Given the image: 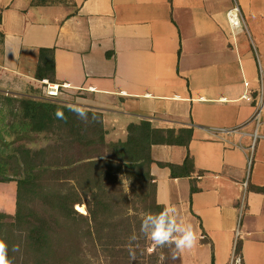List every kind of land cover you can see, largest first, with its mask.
Here are the masks:
<instances>
[{
  "label": "crops",
  "instance_id": "1",
  "mask_svg": "<svg viewBox=\"0 0 264 264\" xmlns=\"http://www.w3.org/2000/svg\"><path fill=\"white\" fill-rule=\"evenodd\" d=\"M31 1L0 0V93L39 97V49L53 48L52 82L70 85L59 101L100 111L107 141L125 139L127 126L141 120L191 128L188 146L151 147L156 202L175 206L198 237L178 253L180 264H228L236 233L243 264H264V100L255 116L264 37L253 22L261 73L242 29L233 45L224 34L230 0ZM187 154L189 177L157 163L181 165ZM0 184L15 192L14 182ZM6 204L0 199V212L13 214Z\"/></svg>",
  "mask_w": 264,
  "mask_h": 264
},
{
  "label": "trees",
  "instance_id": "2",
  "mask_svg": "<svg viewBox=\"0 0 264 264\" xmlns=\"http://www.w3.org/2000/svg\"><path fill=\"white\" fill-rule=\"evenodd\" d=\"M68 1L31 2L51 5ZM2 39L0 32V43ZM53 52V48L39 49L37 79L53 81ZM73 108L83 107L0 93V183L14 182L16 186L15 213L0 212V239L8 245L11 264H17L19 254L25 258L23 264H58L59 258L68 259V253L77 258L72 264H91L79 257L81 244L90 248L96 262L100 250L106 264H143L136 249L145 240L140 233L142 218L126 211L129 196L121 188L123 179L136 186L137 201L131 202L135 211H162L150 173L154 162L151 147L188 146L192 129L157 128L141 120L127 126L125 139L107 141L100 111L83 108L88 113L84 122ZM57 112L66 119L57 118ZM30 137L42 138L45 144L29 147ZM157 163L167 166L172 177H189L195 171L189 154L181 165ZM193 182L191 179V192L197 191ZM31 201L40 207L28 206ZM79 204H85L86 214L74 208ZM133 234L137 239L130 242ZM130 247L135 259L129 255ZM177 261L180 264L179 254Z\"/></svg>",
  "mask_w": 264,
  "mask_h": 264
},
{
  "label": "rangeland",
  "instance_id": "3",
  "mask_svg": "<svg viewBox=\"0 0 264 264\" xmlns=\"http://www.w3.org/2000/svg\"><path fill=\"white\" fill-rule=\"evenodd\" d=\"M227 1L229 0H225V3L227 4ZM230 7L234 4L237 3L238 6L240 7L241 15H242V34L240 37L245 38L246 40L249 41L250 43V47L252 48V51L254 52L255 55V59H256V63H257V69L259 71V73H261V64H260V57H259V52L261 53V47L259 44V41H257L256 39V33L254 31V27L258 29V33L260 34L259 36H263L264 37V0H252V3L250 4L251 7V13H246L244 10V7L248 4L247 0H230ZM250 3V0H249ZM229 7V8H230ZM227 19V17H226ZM253 22L254 27L251 25V23ZM240 30V29H239ZM238 33V32H237ZM226 38L228 37L233 45V38H235V35H237L235 32H232L230 29L228 30L227 33V27L226 30L224 32ZM239 36V35H238ZM260 83H261V79H260ZM260 92L261 90H259V97H258V108L256 110L259 109V106L261 105L262 101H260ZM42 94H40L39 97L36 96H31V95H17V96H23V97H30V98H35V99H40ZM264 95V93H263ZM257 117V116H256ZM255 117V118H256ZM29 141L28 145H32L33 148H37L39 146H42L45 144V140H43L42 138H34L32 139L30 137V140L27 139ZM250 154V151H249ZM252 157V155L250 156ZM249 157V160H250ZM246 184L242 185V192L239 196V217H238V227H239V223L241 221V217L242 214L245 211V198H246ZM47 185L51 188H54V186H52V183H47ZM57 188V187H55ZM121 188L123 189V191L129 196V206L127 208V213L130 215H137L139 218H142V216L145 214L144 212L141 211H135L134 208H132L131 206V202L132 201H137V197L135 196V193H137L136 191V186L132 185V183L127 180V179H123ZM0 199H4L6 201V205H7V210L11 211V213H15L16 210V206H15V192H14V188L11 185H4V184H0ZM40 204L37 203V201H31L28 206H34L39 208ZM80 206H74V208L82 213V214H86V206L85 204H79ZM139 204L136 203V206H138ZM80 208L84 209V211H82ZM237 227V228H238ZM144 240V239H143ZM68 248H71L72 245L70 243H67ZM81 251H80V256L82 259H88L89 263L91 264H106L107 262L105 261V258L103 256V252H101L99 250L98 254H99V258L98 261L96 262V259L93 258L91 255V250L89 247H87L86 244H81ZM136 249H138L140 251V255L142 256L140 259V261H143V264H178L177 258L172 259L171 258V252L170 249L168 247L165 248H156L154 251L152 250V241L149 238L145 237L144 242H142L140 245H138L136 247ZM161 256L164 257L163 260H161ZM156 257V258H155ZM25 258L23 257V254H19L16 256L15 260L17 262V264H23V260ZM72 259L77 260V258H74V256H71L70 253H68V259L66 258H59V261L56 262L58 264H72ZM155 259V260H154ZM154 260V261H153ZM82 264H86V262L84 261Z\"/></svg>",
  "mask_w": 264,
  "mask_h": 264
},
{
  "label": "clouds",
  "instance_id": "4",
  "mask_svg": "<svg viewBox=\"0 0 264 264\" xmlns=\"http://www.w3.org/2000/svg\"><path fill=\"white\" fill-rule=\"evenodd\" d=\"M71 111L81 121H88V113L83 108H73ZM57 118L66 119L63 113L57 112ZM29 147H33L29 145ZM183 220L175 206H166L159 213H145L141 219L140 233L146 238L152 241V250L156 248L168 247L171 252V258H177V254L183 252L185 249H191L197 242V234L195 229L190 223L183 220V223L178 224L177 219ZM151 222V227H149ZM136 235L133 234L129 237V241H135ZM8 245L0 239V264H11V260L8 257ZM12 251H16L15 248ZM129 255L132 259H135V252L130 247ZM164 257L161 256V260Z\"/></svg>",
  "mask_w": 264,
  "mask_h": 264
},
{
  "label": "built area",
  "instance_id": "5",
  "mask_svg": "<svg viewBox=\"0 0 264 264\" xmlns=\"http://www.w3.org/2000/svg\"><path fill=\"white\" fill-rule=\"evenodd\" d=\"M226 17H227V21H228V24L232 32H236L238 29L242 27L241 10L237 3H234L226 11ZM40 84L42 87L41 89L42 95L40 97L41 99L60 100L59 96L62 93V91L64 89L70 88V85L68 83H53V82L48 81L47 79H41ZM245 85H247L246 82H245ZM243 97L248 98L247 94H244ZM259 100L262 101V103L259 106V109L256 110L255 116L257 117L263 105V100H264L263 90H261L260 92ZM257 108H258V105H257ZM234 131H236V129L224 130V132H234ZM228 264H243L241 253L238 248V233H236L234 240H233Z\"/></svg>",
  "mask_w": 264,
  "mask_h": 264
},
{
  "label": "bare ground",
  "instance_id": "6",
  "mask_svg": "<svg viewBox=\"0 0 264 264\" xmlns=\"http://www.w3.org/2000/svg\"><path fill=\"white\" fill-rule=\"evenodd\" d=\"M82 211H84V209L80 208Z\"/></svg>",
  "mask_w": 264,
  "mask_h": 264
}]
</instances>
